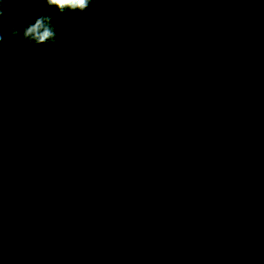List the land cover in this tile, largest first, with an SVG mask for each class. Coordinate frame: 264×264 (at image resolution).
I'll return each instance as SVG.
<instances>
[{
  "label": "trees",
  "instance_id": "obj_1",
  "mask_svg": "<svg viewBox=\"0 0 264 264\" xmlns=\"http://www.w3.org/2000/svg\"><path fill=\"white\" fill-rule=\"evenodd\" d=\"M0 11V264H264V0Z\"/></svg>",
  "mask_w": 264,
  "mask_h": 264
},
{
  "label": "clouds",
  "instance_id": "obj_2",
  "mask_svg": "<svg viewBox=\"0 0 264 264\" xmlns=\"http://www.w3.org/2000/svg\"><path fill=\"white\" fill-rule=\"evenodd\" d=\"M49 7H55L59 11L63 12L64 9L71 11H86L97 0H44ZM148 2L162 4L163 0H148ZM154 13H163L165 10L163 7L155 8ZM2 15V11H0ZM50 16H40L34 20L33 23L24 27L22 37L24 40L29 41L35 45L46 44L51 40H54L56 32L51 26ZM12 35H19L18 32L12 30ZM3 41V35L0 34V42Z\"/></svg>",
  "mask_w": 264,
  "mask_h": 264
}]
</instances>
